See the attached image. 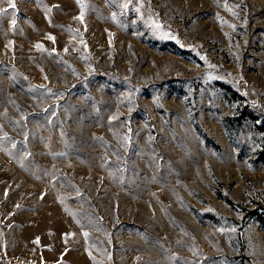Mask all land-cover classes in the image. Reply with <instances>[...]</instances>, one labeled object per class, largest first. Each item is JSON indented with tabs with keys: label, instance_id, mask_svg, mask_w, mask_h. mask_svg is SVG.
I'll use <instances>...</instances> for the list:
<instances>
[{
	"label": "rangeland",
	"instance_id": "1",
	"mask_svg": "<svg viewBox=\"0 0 264 264\" xmlns=\"http://www.w3.org/2000/svg\"><path fill=\"white\" fill-rule=\"evenodd\" d=\"M12 3L0 264H264V0Z\"/></svg>",
	"mask_w": 264,
	"mask_h": 264
},
{
	"label": "snow or ice",
	"instance_id": "2",
	"mask_svg": "<svg viewBox=\"0 0 264 264\" xmlns=\"http://www.w3.org/2000/svg\"><path fill=\"white\" fill-rule=\"evenodd\" d=\"M9 6L10 7H12V8H14L15 7V4L14 3H12V0H9ZM125 7H126V5H125ZM0 11H3V9H0ZM12 23L14 24L15 23V21L13 20L12 21ZM49 38H52V37H49ZM38 47H39V45H37ZM85 235H87L86 233H85ZM38 242V241H37Z\"/></svg>",
	"mask_w": 264,
	"mask_h": 264
}]
</instances>
